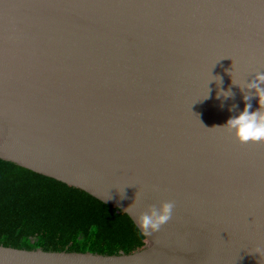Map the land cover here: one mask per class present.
Segmentation results:
<instances>
[{"label":"water","instance_id":"95a60500","mask_svg":"<svg viewBox=\"0 0 264 264\" xmlns=\"http://www.w3.org/2000/svg\"><path fill=\"white\" fill-rule=\"evenodd\" d=\"M257 72L264 0H0V160L125 214L143 243L0 245V264H264V143L218 127ZM165 201L145 236L137 217Z\"/></svg>","mask_w":264,"mask_h":264},{"label":"trees","instance_id":"16d2710c","mask_svg":"<svg viewBox=\"0 0 264 264\" xmlns=\"http://www.w3.org/2000/svg\"><path fill=\"white\" fill-rule=\"evenodd\" d=\"M142 244L125 214L78 189L0 160V245L118 255Z\"/></svg>","mask_w":264,"mask_h":264},{"label":"clouds","instance_id":"9594fccd","mask_svg":"<svg viewBox=\"0 0 264 264\" xmlns=\"http://www.w3.org/2000/svg\"><path fill=\"white\" fill-rule=\"evenodd\" d=\"M220 81L222 83L221 78ZM241 89L245 91L243 110L238 115L228 119L224 126L218 127L229 129L240 143H264V73L257 72L253 79ZM220 94L226 98L234 95L231 89L221 91ZM253 97L258 98L259 108L257 110H252L251 100ZM174 206L173 201H165L159 206L151 204L145 211H142L137 217V224L143 234L151 236L168 223L172 218ZM95 230L93 227V231ZM254 253L264 254V249L257 247Z\"/></svg>","mask_w":264,"mask_h":264}]
</instances>
